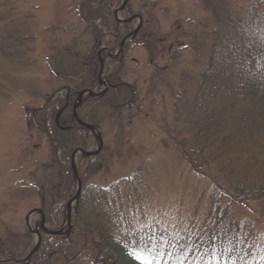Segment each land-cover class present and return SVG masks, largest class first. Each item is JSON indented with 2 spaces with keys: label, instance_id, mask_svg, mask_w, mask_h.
<instances>
[{
  "label": "rangeland",
  "instance_id": "obj_1",
  "mask_svg": "<svg viewBox=\"0 0 264 264\" xmlns=\"http://www.w3.org/2000/svg\"><path fill=\"white\" fill-rule=\"evenodd\" d=\"M105 1L0 0V240L10 235L18 240L11 244L16 259L11 257L10 264L34 263V255L43 249L44 233L39 231V236L36 230L44 222L42 208L48 205V198L42 199L39 192L43 179L61 161L56 135L97 127L84 118V99L131 87L134 100L117 116L103 101L95 102L97 107L92 110L102 131L103 147L92 157L99 156L103 164L95 169L83 163L90 169L86 184L93 190L88 194L87 210L74 219V225L71 216L66 225L68 216H64L63 235L54 236L74 240L81 221L99 220L102 196L98 190L129 178L131 185L122 200L129 219L120 233L121 244L133 247L137 234L147 236L158 230L162 237L150 243L146 256L156 264H182L183 251L171 248L168 242L191 243L193 235L205 242L206 229L216 220L224 239L239 247L240 264L246 259H253L247 264H264L260 204L250 201L241 207L221 199L218 205L213 185L181 159L176 143L165 137L160 124L161 116L170 114L175 94L186 89L187 83L194 84L204 69L209 42L201 46L200 41L205 35L210 38L211 13L202 0H118L110 9L104 6ZM220 4L221 9L239 15L249 13L247 0H221ZM91 16H97V22L91 23ZM105 17L114 19L118 29H131V41L121 40L115 52L118 56L111 55L115 65L119 64L114 79L106 78L111 67L105 64L112 39L108 37L105 45L100 38L106 31ZM148 46L153 49L151 55ZM102 51L106 54H100ZM74 52L80 58L91 52L99 62L93 78L95 88L89 90L92 97L72 94L76 87L70 75L78 68L70 61ZM186 77L190 80L183 83ZM54 108L58 112L49 115ZM96 148L84 152L94 153ZM75 151L69 155V168L76 181L69 188L74 187L77 196L80 178L76 164L83 156ZM67 203L63 198L62 206L57 202V224L60 210L65 214L68 205L71 213L75 208L74 199ZM28 228L31 245L24 249L26 243L21 238L27 237ZM187 248L192 249V244ZM49 258V264H93L80 253L72 260L59 254Z\"/></svg>",
  "mask_w": 264,
  "mask_h": 264
},
{
  "label": "trees",
  "instance_id": "obj_2",
  "mask_svg": "<svg viewBox=\"0 0 264 264\" xmlns=\"http://www.w3.org/2000/svg\"><path fill=\"white\" fill-rule=\"evenodd\" d=\"M220 1L214 0L212 4L210 0H202L205 10L213 17L212 26L208 30L210 38L205 35L200 41L201 46L202 42H209L206 64L204 69L198 72L195 83H187L189 85L187 88L190 89L186 88L175 94L171 112L161 116L160 124L165 137L176 143L181 159L190 165L195 174L213 185L218 205L221 199H228L241 207L250 201H256L260 204L264 217V0H247L250 6L249 13L243 15L221 9ZM112 2L117 6L119 1L106 0L104 6L110 9ZM104 9L107 16V10ZM102 18L104 20V15ZM105 18L106 31L100 38L104 39L101 43L105 45L108 37L112 39L108 44L110 48L107 50L110 54L105 64L111 67L106 78L114 79L119 64L115 65L116 61L112 60L111 55L115 54L120 41L130 34L131 29L129 27L118 29L114 19ZM89 21L97 22V16L89 17ZM147 49L151 55L153 53L151 46ZM102 53L106 54L105 51L100 54ZM70 59L78 68L70 75L75 78L73 81L75 92L71 89L69 91L72 94L93 91L95 88L93 78L97 77L99 64L94 59V54L92 56L90 52L86 57L80 58L74 52ZM258 63L261 65H257ZM82 73H85L84 78ZM189 80L190 78L186 77L182 82L186 83ZM106 94L84 99L86 104V111L82 112L85 113L84 118L87 123H95L98 128L100 126L97 125L95 120L97 118L94 117L92 110L93 107H97L95 102L103 101V106L111 109L117 116L131 105L135 96L132 87L131 90L121 89L112 92L111 95ZM55 109H52L53 113L49 115L57 113L58 110ZM66 117H70V114ZM76 133L68 136L63 135L64 133L56 135L55 145L59 149L61 161L56 164L55 170H50V174L43 179L39 192L42 199L48 198V205L44 204L42 208L43 217L45 227L53 231L61 229L67 213L64 214L63 210L58 212L57 224L54 216L57 213L55 209L57 202L62 206V198L69 203L75 196L74 187L69 188L76 181L71 176L69 155L77 149L87 151L95 146L90 132ZM93 158L80 159L76 164L82 188L71 213L72 225L76 217L78 219L86 212L88 194L93 191L86 184L90 169L85 168L83 163L87 162L95 169L103 164L99 156H96L95 160ZM128 180L129 178L98 190V194L102 196L99 203L101 210L99 220L94 218L81 221L79 229L76 228L74 240L70 239L71 236L43 235L41 237L43 249L39 255L37 253L34 255V263L29 264H49V257L58 254L64 259L72 260L78 253L80 257L93 264H156L151 257L146 256V251L150 250L151 242L162 237L158 230H153L154 234L148 233L147 236L137 234L136 245L133 247L128 248L120 243L123 240L120 233L129 219L127 208L122 204V200L127 197L124 191L131 185ZM93 220L97 223L92 222ZM11 236L5 241L0 240V264H10L11 257L16 256L10 249L18 240H14L16 236ZM204 236L205 242L193 235L189 240L191 243L184 241L188 242L187 246L183 245V241L168 244L172 246L171 248L183 251L182 264H235V261L240 264L242 253L233 240L224 239L219 221L215 220V223L206 229ZM21 239L26 243L24 249L30 247L28 231L27 237L23 235ZM191 244L192 249L187 248ZM112 256L117 258V262ZM245 261L247 262V259ZM249 262H253V259H249L247 263Z\"/></svg>",
  "mask_w": 264,
  "mask_h": 264
},
{
  "label": "water",
  "instance_id": "obj_3",
  "mask_svg": "<svg viewBox=\"0 0 264 264\" xmlns=\"http://www.w3.org/2000/svg\"><path fill=\"white\" fill-rule=\"evenodd\" d=\"M124 5H125V3H124ZM87 129H89V130H93V129H91V128H87ZM96 139H97V141L99 142V150L102 148V139H101V137H100V135L98 134L97 136H96ZM98 150V151H99ZM98 152H96V153H93V154H90V153H83V155L84 156H91V155H95V154H97ZM80 183L78 184V187H79V189H80ZM44 227V224H43V222H42V224H41V228H43ZM43 230H44V233H47V234H52V233H50V232H48V231H45V229L43 228ZM58 233H56V235H57ZM39 240H40V238H39Z\"/></svg>",
  "mask_w": 264,
  "mask_h": 264
}]
</instances>
